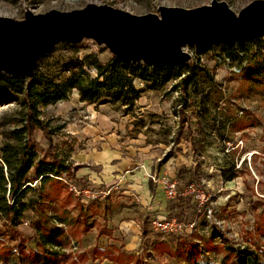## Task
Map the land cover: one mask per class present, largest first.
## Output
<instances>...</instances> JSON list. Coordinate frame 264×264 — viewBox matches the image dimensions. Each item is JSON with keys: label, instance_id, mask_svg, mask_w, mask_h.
<instances>
[{"label": "rangeland", "instance_id": "1", "mask_svg": "<svg viewBox=\"0 0 264 264\" xmlns=\"http://www.w3.org/2000/svg\"><path fill=\"white\" fill-rule=\"evenodd\" d=\"M211 1L0 0V17L20 20L26 11H71L88 4L145 15L157 13L160 6L192 9ZM216 1L225 2L238 12L254 0ZM258 38L264 40L262 35ZM262 41L247 47L251 55L263 45ZM226 49L224 45H214L197 56L199 63L211 71L214 87L202 85V92L191 96L183 110L179 108L177 80L157 90H146L145 84L135 81L145 90L129 109L119 103L80 102L78 91L72 90L66 100L39 107V117L54 129L51 137L44 139L39 131L34 134L38 159L45 163H51L48 154L71 161L79 154L94 153L108 136H115L124 147L145 154L150 168L147 177L155 185V192L160 188L164 193L166 183L178 180L181 170L196 173L201 182L199 188L211 196L207 207L210 214L205 206L192 201L185 204L184 227L180 232L169 236L157 234L150 222L164 216L155 208L153 199L144 202L142 194L127 183V175L141 168L131 155L134 160L128 162L124 177L116 184L103 186L99 197L83 207L64 182L75 183L71 174H63L61 184L47 182L41 190L34 182V191L27 199L42 201V190L50 197L23 214L17 227L24 238L21 249L15 239L6 235V225L0 220V247L16 245L12 251H6L10 254L1 255L0 263L15 264L21 259L23 264H35L51 253L56 255L58 264H115L109 259L127 253L121 249L134 237L135 247L127 254L135 258L128 264H192L186 256L192 253L194 245L199 253L196 264H220L226 245L264 252V77H244L240 70L246 61L227 56ZM91 53L103 63L113 57L104 45L92 40L58 43L38 60L35 72L62 80L70 75L69 68ZM88 72L95 75L92 68ZM23 80L25 84L31 79ZM20 111L17 102L0 104L3 134L18 125ZM3 141L0 136V146ZM164 197L168 210L174 201L165 194ZM192 222L193 230L188 227ZM94 248L101 252L95 259L91 253ZM83 254L85 261L80 258ZM261 260L264 264V253Z\"/></svg>", "mask_w": 264, "mask_h": 264}, {"label": "trees", "instance_id": "2", "mask_svg": "<svg viewBox=\"0 0 264 264\" xmlns=\"http://www.w3.org/2000/svg\"><path fill=\"white\" fill-rule=\"evenodd\" d=\"M261 41L257 37L248 41L243 47L233 46L225 50L227 56L237 58L241 62L246 61L245 66L240 70L244 77L250 79L264 77V53H261L264 40L263 45L258 46L252 55L247 49L249 45ZM239 53H243V56L240 57ZM111 61L112 59L103 63L95 53H91L69 68L70 75L62 80L48 79L44 73L37 71L34 77L25 84L23 78H13L0 73V104L12 101L21 106L18 125L7 134L0 131V136L4 137L0 146V220H3L6 225V235L15 239V244L18 242L16 245L19 249L24 245L23 234L17 228L23 214L28 210L33 211L50 197L42 190L40 191L42 201L27 199V195L34 191V186H32L34 182L39 184V190H41L47 182L61 184L63 174H71L74 178L76 172L85 167L61 159L56 154H48L51 163L38 159V147L34 134L39 131L44 139H49L54 131L39 117V107L66 100L70 92L76 90L79 93L80 102L96 105L112 102L129 109L133 107L134 102L145 89L157 90L166 83L177 80L181 96L179 108L183 110L187 107L191 96L202 92V85L208 84L214 87L211 71L202 66L198 58L192 59L187 64L171 62L157 68L143 63H120L111 66ZM91 68L95 70L94 76L88 72ZM135 81L145 84V89L139 88ZM197 176L196 173L191 174L190 171L181 170L178 173V194L173 199L172 208L168 209L167 218L174 217L182 222L186 209L185 204L192 201L193 204L196 203L192 197L182 196L181 193L190 183L200 187L201 182ZM74 184L78 188L88 187L94 192L102 190L101 187L92 184L83 176L75 178ZM14 246L2 245L0 257L10 254L6 251H12ZM196 248L197 245H194L192 253L186 256L187 261L192 264H196V257L199 254ZM223 251L224 256L220 264H263L261 257L264 252L251 247L226 245ZM91 253L95 259L96 255L101 252L94 248ZM49 254L50 257L44 260L39 259L35 264H58L56 255ZM80 258L85 261L86 255H80ZM134 258L132 254L121 253L109 260L115 264H128L127 262ZM15 264L23 263L21 259H17Z\"/></svg>", "mask_w": 264, "mask_h": 264}, {"label": "water", "instance_id": "3", "mask_svg": "<svg viewBox=\"0 0 264 264\" xmlns=\"http://www.w3.org/2000/svg\"><path fill=\"white\" fill-rule=\"evenodd\" d=\"M264 35V0L234 12L225 2L185 9L160 6L155 14L134 15L108 5L71 11H26L20 20L0 17V73L32 79L38 60L58 43L92 40L113 55L111 66L143 63L153 68L187 64L214 45L239 46Z\"/></svg>", "mask_w": 264, "mask_h": 264}, {"label": "crops", "instance_id": "4", "mask_svg": "<svg viewBox=\"0 0 264 264\" xmlns=\"http://www.w3.org/2000/svg\"><path fill=\"white\" fill-rule=\"evenodd\" d=\"M102 147L95 152L87 154H79L71 159L75 165H84L85 167L76 172L75 178L86 177L92 184L101 188L116 184L124 177V170L129 167L128 162L135 160L141 168L127 175V183L132 190L140 192L144 202L154 200L155 208L159 209L160 215L167 217L168 210L164 197V193L160 188L155 192V185L150 183L147 177L150 173L149 163L146 161V156L143 152L131 151L124 147L122 142H118L115 136H108L104 140ZM79 201V200H78ZM80 203V201H79ZM83 207L87 204L80 203ZM142 232V230H141ZM136 244L134 237L123 249L122 252H131Z\"/></svg>", "mask_w": 264, "mask_h": 264}, {"label": "built area", "instance_id": "5", "mask_svg": "<svg viewBox=\"0 0 264 264\" xmlns=\"http://www.w3.org/2000/svg\"><path fill=\"white\" fill-rule=\"evenodd\" d=\"M185 52H187L192 59L197 58L194 54V49L191 48L188 50L187 48L184 49ZM191 59V60H192ZM67 185L68 192L75 198H78L80 203L82 204H88V202H92L96 200L99 195L102 192H94L92 189L85 187V188H78L74 183H68L64 181ZM177 185L178 180L172 179L166 183L164 194L169 199H174L178 192H177ZM107 194V193H104ZM182 196H190L192 199L199 205V206H205V209L207 210L208 214L211 213V210L208 207V204L211 201V196L208 195L205 191L201 190L197 185L194 183L188 184L186 187H184L182 193ZM184 227V224L182 222H179L176 218H154L150 222V228L155 231L157 234L162 236H169L176 234L182 230ZM189 229L193 230L195 228V223L192 222L190 225H188Z\"/></svg>", "mask_w": 264, "mask_h": 264}]
</instances>
